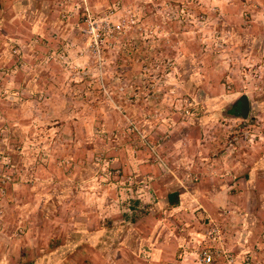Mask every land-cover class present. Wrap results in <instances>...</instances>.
Wrapping results in <instances>:
<instances>
[{
	"label": "rangeland",
	"instance_id": "1",
	"mask_svg": "<svg viewBox=\"0 0 264 264\" xmlns=\"http://www.w3.org/2000/svg\"><path fill=\"white\" fill-rule=\"evenodd\" d=\"M46 5L0 67V264H178V238L195 264L210 222L231 264H264V182L240 193L245 166L264 170V0ZM169 187L185 206L161 204ZM211 187L212 209L191 194Z\"/></svg>",
	"mask_w": 264,
	"mask_h": 264
},
{
	"label": "crops",
	"instance_id": "2",
	"mask_svg": "<svg viewBox=\"0 0 264 264\" xmlns=\"http://www.w3.org/2000/svg\"><path fill=\"white\" fill-rule=\"evenodd\" d=\"M70 0H0V45L2 44V50H0V67H7V65H9V63H11V56H10V49L14 46H19L18 43H20V31H22L23 26H20L21 23L24 22V19L27 18H32L33 15L35 14V16H38L42 10H39V6L43 5V4H47L46 5V17L49 16V14H51L50 11V7H53L54 5L57 6L58 4H64L66 2H68ZM75 1V0H74ZM28 4H32V5H28ZM35 27V26H33ZM33 27H30L31 29V34L33 33V35L35 36H39L40 35V31L39 30H34ZM28 29V26L26 27ZM12 30V31H11ZM20 30V31H19ZM2 54H4L2 56ZM8 63V64H7ZM37 79V77H36ZM27 85H30V80L27 81ZM32 92V91H31ZM249 105V104H248ZM20 109H25L24 107H20ZM233 108H234V104H233ZM233 110V109H232ZM261 156H258L255 160H252L248 166L244 167V171L242 172V179H241V183H243L242 187H240L242 189V191L240 193L243 194H252L256 192V188L254 186V183L258 180H260L262 183L264 182V170H258V164H260L263 161V158H260ZM258 179V180H257ZM227 186V185H226ZM230 188V186H228ZM224 190V188H219L216 189L214 187H211L209 190H202L200 191L199 189H195L194 192L192 194L193 198H200V196H203V198H200L201 200V204L205 207V206H209L210 209H212L211 207L212 204H214V202L217 201V195L219 192H222ZM177 189L169 187L168 190L165 191V195L164 198L162 199L161 204L162 205H170V206H174L177 205V203L179 204V207H183L186 205L187 200H181L180 198V193H177ZM171 193H176V203L172 204V203H168L167 201V195L171 194ZM185 193H187V190H185ZM183 193V194H185ZM257 193V192H256ZM177 195H179V197L177 198ZM186 196V195H185ZM143 208H145V205L143 206ZM206 208V207H205ZM245 209V206L243 207ZM264 209H261L260 212H263ZM251 215V214H250ZM244 216L243 220H241L242 223V227L245 228L247 231H249L247 233L246 232H242V236L240 237V239L238 240V245L242 248L244 245L243 242L241 241H248L250 242V239H246L244 236L249 235L250 233V228H251V224L253 223V221L255 220V217L252 216ZM264 215V212H263ZM131 221V219H130ZM108 225L112 226L113 224H111L110 222L107 223ZM261 227H264V223L262 225H260ZM101 228V227H100ZM111 228V227H110ZM248 228V229H247ZM87 233V232H84ZM79 236V235H77ZM81 238L79 239L80 241H75L76 244L74 243L72 247H76V249H80L83 246L86 245L87 241L89 238V235L87 234H81L80 235ZM244 237V238H243ZM264 238V233H263V237ZM192 240V238H191ZM188 239V243H185V240L183 238H178L176 240V243H174L173 248H172V255L174 256L176 252H180L179 254H181V262L179 261L178 264H182L184 262V259H187V257L191 256L192 254L190 252L187 251L188 249V244L191 241ZM167 239L163 238L161 239V237L156 236V234L154 233L152 235V237L150 238V240L148 241V247H147V251H148V255H150L149 259L153 260L157 263L158 261L162 260V247L161 245L163 243H166ZM79 243V244H78ZM264 243V241H263ZM77 244L79 246H77ZM83 245V246H82ZM244 248V247H243ZM181 249V250H180ZM240 249V248H239ZM188 254V255H187ZM70 255H73L72 253ZM239 256L235 255L234 256V263L233 264H237V260H239ZM65 258L62 256V253H60L59 251L57 252L56 255H54L52 257L53 260H57L58 262H61L62 259ZM237 259V260H236ZM176 262V261H175ZM154 264V263H153ZM177 264V263H174Z\"/></svg>",
	"mask_w": 264,
	"mask_h": 264
},
{
	"label": "built area",
	"instance_id": "3",
	"mask_svg": "<svg viewBox=\"0 0 264 264\" xmlns=\"http://www.w3.org/2000/svg\"><path fill=\"white\" fill-rule=\"evenodd\" d=\"M206 240L211 243L208 246H204L198 250V253L194 256L195 264H217L219 259L224 260L225 264H231L232 256L225 250L222 245L221 232L218 225L214 222H210L205 231ZM245 264H251L246 259Z\"/></svg>",
	"mask_w": 264,
	"mask_h": 264
},
{
	"label": "water",
	"instance_id": "4",
	"mask_svg": "<svg viewBox=\"0 0 264 264\" xmlns=\"http://www.w3.org/2000/svg\"><path fill=\"white\" fill-rule=\"evenodd\" d=\"M249 110L248 100L245 95H240L234 102V108L232 113L239 116L240 118H246Z\"/></svg>",
	"mask_w": 264,
	"mask_h": 264
},
{
	"label": "trees",
	"instance_id": "5",
	"mask_svg": "<svg viewBox=\"0 0 264 264\" xmlns=\"http://www.w3.org/2000/svg\"><path fill=\"white\" fill-rule=\"evenodd\" d=\"M168 203L175 204L176 203V193H171L167 195Z\"/></svg>",
	"mask_w": 264,
	"mask_h": 264
}]
</instances>
